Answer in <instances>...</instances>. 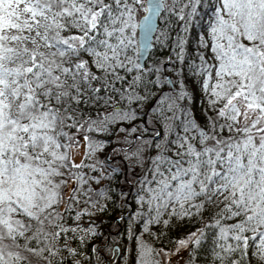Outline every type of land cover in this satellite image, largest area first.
<instances>
[{"label":"snow or ice","instance_id":"obj_1","mask_svg":"<svg viewBox=\"0 0 264 264\" xmlns=\"http://www.w3.org/2000/svg\"><path fill=\"white\" fill-rule=\"evenodd\" d=\"M143 2L0 0V264L27 260L21 247L38 257L46 250L54 254L49 241L68 231L58 223L62 216L57 208L64 203L71 207L78 194L86 195L82 186L88 181L79 170H95V165L73 159L80 141L68 129L83 134L84 156L91 158L103 143L89 133L106 132L110 115L112 119L129 118L116 106L112 114L97 113L93 119L85 116L80 105L100 100L109 103L112 97L100 95L114 87L108 77L121 79L117 68L132 71L124 61L132 63L127 50L137 27L136 6ZM148 2L145 11L153 14L162 7L174 11L162 0ZM201 2L188 0L176 13L178 18L191 19ZM184 9H190L186 15L181 14ZM151 19L144 17L145 48L150 46ZM73 29L72 35H62ZM209 37L215 63L201 54L196 70L205 77L202 89L211 97L210 106L223 101V107L215 120L209 117L207 131L185 115L186 135L177 133L172 141L183 150L174 153L177 159L163 152L155 157L154 175H164L162 165L170 175L157 181V188H147L148 202H157V214L170 202L178 203L179 215L188 216L193 214L188 209L199 213L206 202L222 197L228 203L221 212L243 219L221 227V234L232 232L233 239L241 242L236 247L241 248L250 239L245 233H256L257 254L264 260V0H218L209 22ZM178 46V59H183V40ZM134 67L142 66L137 63ZM93 68L104 74L103 81ZM187 96L182 91L177 99ZM220 119L226 122L218 123ZM192 130L200 147L187 135ZM141 152L137 149L133 155L139 157ZM93 179L99 183V177ZM70 183L74 186L66 198ZM200 197L199 203H191ZM49 227L59 231L49 232ZM29 232L32 234L27 235ZM188 239L200 242L196 232ZM31 241L45 247H29ZM179 243L183 247L187 241ZM229 250L235 249L230 245ZM140 256V264H158L150 248L141 247Z\"/></svg>","mask_w":264,"mask_h":264},{"label":"trees","instance_id":"obj_2","mask_svg":"<svg viewBox=\"0 0 264 264\" xmlns=\"http://www.w3.org/2000/svg\"><path fill=\"white\" fill-rule=\"evenodd\" d=\"M186 3L188 0H176L175 3L174 0H164V4L174 11L164 8L153 37V47L144 66L139 69L134 67L139 63L135 29L133 43L127 50L132 63L124 61L132 71L117 68L116 72L121 79L108 77L114 87L110 86L107 91L102 90L100 93L101 96L112 97L109 103L100 100L80 105L85 116L93 119L97 118V113L112 114L116 106L121 114L127 113L129 117L121 119L118 116L112 119L110 115L106 132L89 133L94 140L102 142L103 147L91 158L84 156L82 159L86 165H95V170L90 167L79 170L88 181L82 186V191L87 194H78V200L72 202L71 207L66 203L57 208L62 216L58 221L60 225L72 224V218L75 219L79 214L84 218L76 219L75 223L92 226L94 236L84 248L80 247L78 250L84 257L78 254L76 260L66 254L59 259L47 250L38 257L21 247L19 251L27 257L21 264H140L141 247L152 249V259L163 264L161 251L178 247L181 240L187 241L182 247L185 255L187 254L185 264H264V260L257 254L259 238L256 233L246 232L245 235L250 239L248 245L241 248L236 247L241 242L233 239L232 232L221 234V227L228 228L243 219V216L232 217L227 212H221L228 203L222 197L214 198L211 203L206 202L199 213L188 209V204H185V209L193 213L188 216L179 215L182 210L178 203L170 202L168 207H161L157 214V202H148L147 188H157V181L170 175L166 171V165L161 166L163 176L154 175L155 157L163 152L164 156L177 159L174 153L183 150L172 141L177 139V133L180 136L186 135L182 125L185 115L207 131L209 117L215 120L217 110L223 107V101L214 107L210 106L211 97L202 89L205 77L196 70V66L201 64V54L209 63H215L210 48L209 22L218 0H202L197 6L196 15L191 19L180 20L176 13ZM142 8L144 2L136 6V25ZM189 10L184 9L181 14L186 15ZM74 32L75 29L62 35L70 36ZM181 40L183 59H178ZM84 58L91 63V58ZM92 70L101 76L102 81L105 79L103 73L95 68ZM167 75L170 76L171 83ZM137 77L141 79L136 80ZM134 80L136 83L133 85ZM182 91L188 93L187 98L177 99ZM169 105L173 107L170 109ZM225 122L223 119L218 120V123ZM68 131L77 135L80 145L82 141L85 142L83 134L76 129ZM187 135L194 137L192 143L200 147L195 130ZM223 135L227 136L228 133L224 132ZM157 144L160 145L159 149ZM137 149L142 150L139 157L133 155ZM93 177H99V183ZM69 185V193L68 189L65 190L66 198L74 186L72 183ZM202 199L203 197L194 199L191 203L197 204ZM165 220L168 224L164 223ZM46 230L55 233L58 228L49 227ZM193 232L197 233L199 243L188 239ZM19 243L23 246L24 239L21 238ZM230 245L234 251L229 250ZM28 246L45 247L44 244L37 245L35 241L29 242ZM56 246L57 237L48 244L52 253ZM63 247L67 245L63 244Z\"/></svg>","mask_w":264,"mask_h":264},{"label":"rangeland","instance_id":"obj_3","mask_svg":"<svg viewBox=\"0 0 264 264\" xmlns=\"http://www.w3.org/2000/svg\"><path fill=\"white\" fill-rule=\"evenodd\" d=\"M164 3V0H162ZM145 3V0H144ZM145 8H142V10L139 13V16L137 18V25H138V19L144 12ZM164 11V7L162 8L161 13L158 17V23L159 18ZM136 34H137V27H136ZM85 152V142L82 141V144L74 149L73 152V159L76 163L81 162V160L84 157ZM70 191V185L67 190V193ZM66 205V203H64ZM79 217V219L84 218V216L77 214L75 216V219L72 218L73 222L72 224H63L61 225L64 229H68V231L61 232V234L57 237V246L56 250L54 252V256L56 258H62L64 255L69 254L71 258L76 259L78 258V250L80 247L84 248L86 243L91 240V238L94 236V231L92 229V226L90 224H83L80 225L79 223H75L74 221ZM78 219V220H79ZM71 229H76L75 231H72ZM91 229V231H88ZM59 231V229H58ZM63 244L67 245V247H63ZM79 256L81 257L82 254L80 253ZM84 256H82L83 258ZM161 257L163 260V264H185L187 254L185 255L184 249L179 245L178 247H175L172 250H162L161 251Z\"/></svg>","mask_w":264,"mask_h":264},{"label":"water","instance_id":"obj_4","mask_svg":"<svg viewBox=\"0 0 264 264\" xmlns=\"http://www.w3.org/2000/svg\"><path fill=\"white\" fill-rule=\"evenodd\" d=\"M163 2V1H162ZM150 4L148 2V0H145L144 3V8H149ZM163 8V7H162ZM162 8L159 10L158 13L153 14L151 12L145 11L142 13V15L139 17L138 19V25H137V45H138V49H137V56H138V62L139 64L143 67L145 64L146 59L149 56L150 50L153 47V37L154 34L156 32V29L158 27V17L159 14L162 11ZM145 16H151V24H152V31L148 34V41H149V45L147 48L144 47L145 45V33H144V24H145V20L144 17ZM169 82L170 81V76L167 75Z\"/></svg>","mask_w":264,"mask_h":264}]
</instances>
